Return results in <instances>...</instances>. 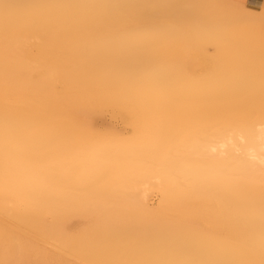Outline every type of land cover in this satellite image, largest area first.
<instances>
[{
  "label": "snow or ice",
  "instance_id": "1",
  "mask_svg": "<svg viewBox=\"0 0 264 264\" xmlns=\"http://www.w3.org/2000/svg\"><path fill=\"white\" fill-rule=\"evenodd\" d=\"M205 7L168 0L0 4L5 40L0 264H66L51 258L59 250L46 248L45 234L31 224L33 217L45 214L52 219L54 231L66 234V226L55 219L66 201L40 208L16 194L22 170L31 161L22 155L23 146H35L38 155L51 157L50 167H66L68 181L91 191L78 205L85 213L102 210L110 195L128 193L127 180L117 184L109 171L74 158L75 146L89 141L101 149L93 159L103 158L104 149L119 146L126 149L124 162L132 173L160 177L156 181L159 206L136 202L123 211L152 218L171 213L177 202L199 206L210 200L214 223L209 227L214 226L213 235L223 241L206 247L166 237L147 245L106 248L101 253L105 258L72 264H264V29L259 58L249 59L237 81L241 99L230 101L207 126L177 129L165 116L176 85L198 78L195 64L202 45L227 46L235 32L234 24L197 11ZM236 7L246 13L243 5ZM62 26L92 29L100 58L115 72L102 78L55 81L61 100L56 121L39 113L13 114L8 107L10 56L24 55L27 49H9L10 29L43 36ZM257 90L258 107L250 102ZM113 106L125 110V131L97 128L87 119L91 110ZM256 120L261 124L258 147L252 137ZM28 170L38 175L35 167ZM255 185L258 192L253 190Z\"/></svg>",
  "mask_w": 264,
  "mask_h": 264
},
{
  "label": "bare ground",
  "instance_id": "2",
  "mask_svg": "<svg viewBox=\"0 0 264 264\" xmlns=\"http://www.w3.org/2000/svg\"><path fill=\"white\" fill-rule=\"evenodd\" d=\"M103 2H125V0H0V4L9 3L14 5ZM168 2L186 5H205L207 7L198 9L197 11L235 25V32L228 37L230 40L229 45L226 46L223 43L217 42H208L202 45L205 50L209 51V49H212L213 52L211 56L215 61V69L213 71H207L208 73H206V71L203 74L201 73L195 80L178 83L176 85V91L168 105V110L165 113L166 119L177 129L207 126L229 107L230 101L241 99L237 84L240 73L251 57H256L258 59L261 53L262 29H264V18H262L261 14H264V5L253 7L247 5L244 1L239 2L237 0H225L224 2H220V0H168ZM238 4L244 6L246 13L240 11V9L236 7ZM209 26L214 27L215 25ZM8 47L9 49H14L16 47L27 49L24 55L10 56L8 107L10 112L20 117L39 113L45 119L56 121L59 117L61 100L53 87L55 81L60 79L69 80L70 77L73 79L75 76L85 78L89 73L91 74V78L89 77L90 74L87 76L89 79L102 78L111 76L115 72L114 68L108 67L109 64L105 63L100 58L99 49L97 47V36L95 32L87 26L55 27L48 30L43 36H38L36 32H17L15 28L12 27L9 32ZM223 58H226L228 61L223 63L221 60ZM66 64L70 65V70H68L69 73L66 72V68L64 71H61L67 73V75H72L75 72L74 67L76 66L78 68H76V72L81 74H73L74 77H72L73 75H69L67 78V75L63 73L66 76L62 75V77H59L60 72L57 71L58 69L55 68V66H66ZM71 64H73L72 67ZM40 69L43 73L37 78H34V75H36V73L38 75ZM84 74L85 76H81ZM4 75V23L2 15H0V124H2L3 121L5 107ZM84 78H82V80H85ZM255 97H259L258 90L254 98ZM242 102L247 103L249 101L243 100ZM257 103H260V101ZM257 103H255V105ZM258 106L259 105H257V107ZM103 108L95 110L99 111L101 109L102 111ZM110 108L112 107H109L108 110L106 107L108 112ZM113 108L123 115L126 114L125 110L121 107L114 106ZM95 110H92V113L89 112L88 114H94L93 112H95ZM99 112H96V114H99ZM104 112L105 110L103 113ZM88 118L89 117H87V119ZM89 120L94 123V120L92 121L91 118ZM121 122L123 121L121 120ZM260 127V121H254L252 126V137L257 147L259 144ZM106 129L112 128L108 127ZM89 142H85L88 147L84 144L86 148L82 145L84 149L81 147V150L80 146H75L73 152L74 158L87 165L109 171L116 178L117 184L127 180L125 186L128 189V193L125 195L108 196L102 210L89 213L95 214L98 218V222L94 226V231L92 232L90 240L87 241L84 246L80 245L78 247L82 255H86L88 259L105 258L101 253L104 251L103 248L106 249V247H104L106 244H103L104 246L101 245L102 248L93 247L90 241H92L95 236L102 237L108 235L113 236L112 238L115 240L118 238L117 236L121 239V234L124 232L122 229L123 227L115 229L117 225H112L118 217L126 219L129 224L131 223V230H133L132 226L134 227L135 224H137V227H140V224L148 227L146 230L144 229L143 232H145L146 235L148 233L154 234L152 240L155 239V242L166 237H178L187 241L189 244L205 246L207 236H216L213 235V233L217 231L216 228L215 231L212 229L207 230L193 221H190L189 224H179L176 218L177 215H175L176 206H180L183 210H186V214L189 216L188 218H208L213 225V217L209 213L214 207V204L210 200L199 206H193L188 201L177 202L171 213L152 218L138 217L123 211V209L133 207L136 202H142L153 206L152 198L156 194L159 196V202L157 203V206H159L161 202V192L156 181L160 179V177L156 173H132L124 162L126 149L119 146L106 148L104 149L103 158L93 159L94 152L100 151L101 149L100 146L95 143L91 144L92 142ZM90 144L92 146H90ZM21 152L24 157H30L31 161L30 164L26 165L22 170L21 187L16 194L33 201L40 208H47L54 201L64 199L66 201L65 207L57 213L55 218L57 222L63 223L64 225L68 221V218L73 219L74 216H76L75 218L86 217L87 213L83 212L78 205L81 201L88 199L92 195L91 191L86 186H75L74 182L68 181L66 179L68 175L66 167H50L51 157L38 155L35 146H23ZM30 167H35L38 170V175L33 176L31 171L28 170ZM253 190L258 192V185L253 186ZM0 205H2V194H0ZM3 223V216L0 215V228L3 227ZM132 223L134 224L132 225ZM31 224L38 232L45 234L43 242H47V240L51 238H63L68 236L67 228L66 234L54 231L52 228V219L45 214L33 217L31 219ZM147 230L148 232H146ZM140 232H142V230ZM133 234L135 235V233ZM138 235L141 236L140 233ZM149 235L148 237L151 236ZM104 238L107 240L106 237ZM132 238L130 239L132 240ZM141 238L143 239V237H140V239H133V241L140 242L139 240H141ZM101 239L106 243L105 239ZM97 241L100 245L101 242L99 241L101 240L97 239ZM149 241H147V243ZM213 241H215L214 243L216 246L223 241V237L215 238ZM113 242L115 247V241L113 240ZM95 243L97 242L93 244ZM134 244L132 246L128 243L127 246V244L125 245L124 243L121 247H129V245L130 247L137 246V244ZM139 244H145V242H140ZM99 245L97 244V246ZM112 246L113 245H111V247ZM69 263H72V261H69Z\"/></svg>",
  "mask_w": 264,
  "mask_h": 264
},
{
  "label": "rangeland",
  "instance_id": "3",
  "mask_svg": "<svg viewBox=\"0 0 264 264\" xmlns=\"http://www.w3.org/2000/svg\"><path fill=\"white\" fill-rule=\"evenodd\" d=\"M225 0H220V2H224ZM228 1V0H227ZM235 1V0H234ZM212 49H209V51L208 50H205L204 49V47H201V49H200V52H199V54H198V58H197V63L195 64V68L198 70V73H199V75L202 73H204L205 71H206V73H208L209 71H213L214 69H215V61L213 60V58H212V56H211V54H212ZM222 60V62L223 63H226L228 60L226 59V58H223V59H221ZM72 65L73 64H71V67H72ZM102 65V64H101ZM104 65V64H103ZM61 66H63V67H61ZM75 66V65H74ZM73 66V67H74ZM78 66V65H77ZM52 67H54V66H52ZM51 67V68H52ZM68 67V68H67ZM79 67V66H78ZM108 67H111V68H113V66H111V65H109ZM55 68H57L56 70L58 71V72H60L59 73V77H62V75H67V73H69V71L68 70H70L69 68H70V65L69 64H66V66L65 65H58V66H55ZM65 68H66V72L67 73H65V72H63L64 70H65ZM76 66L74 67V73L73 74H75V75H79V74H81V73H78V72H76ZM50 69V68H49ZM54 69V68H53ZM73 69V68H72ZM78 69V68H77ZM60 70V71H59ZM61 70H63V71H61ZM80 70V69H79ZM79 70H77V71H79ZM208 71V72H207ZM71 72V71H70ZM72 72H73V70H72ZM71 72V73H72ZM40 73V74H39ZM39 73H38V75H37V73H36V75H34V78H37L39 75H41L42 73H43V71H41V69H40V71H39ZM63 73H65V74H63ZM78 73V74H77ZM72 74V75H73ZM88 74V73H87ZM90 74V73H89ZM88 74V75H89ZM65 75V76H66ZM70 75V74H69ZM69 75H67V78L69 77ZM72 75H70V76H72ZM88 75H86L85 76V74L84 75H81V76H85V78L84 77H81V78H79L78 76H75L74 77V75L72 76V77H74L73 79H81L82 80V78H84L85 80L86 79H89V77L91 76V74L89 75V77H87ZM66 78V77H65ZM91 78V77H90ZM72 78L70 77L69 78V80H71ZM72 79V80H73ZM260 101V99H259V97H255V98H253L250 102L251 103H253V104H255V103H257V102H259ZM257 105H259V103H257L256 104V106ZM114 107V106H113ZM110 108V111L108 112V110H109V107H107V109H106V107H102L103 109H102V111H101V109L99 110V111H97L99 108H97V110H95V112H93L94 114H88V116L87 117H89L88 119H92V121L94 120V125L95 126H97V127H99V128H102V129H106V128H112V129H117V130H122V131H125L126 130V125H127V120H126V114L125 115H123L122 113H120L119 111L117 112L114 108ZM116 107V106H115ZM114 109V110H113ZM105 110V112L103 113V111ZM96 112L98 113L99 112V114H96ZM90 113H92V110L90 111ZM116 113V114H115ZM105 114V115H104ZM104 115V116H103ZM103 116V117H102ZM114 116V117H113ZM97 118H98V121H97ZM119 119V120H118ZM121 120L123 121V122H121ZM123 123V124H122ZM123 125H125V126H123ZM114 126V127H113ZM118 127V128H117ZM120 128V129H119ZM87 143V142H86ZM86 143H83V144H81V145H77V147H79L80 146V150H81V147H82V149H84L83 148V146H85V145H87ZM90 143V142H89ZM85 144V145H84ZM91 144H94V142H92ZM90 144V146H92ZM83 145V146H82ZM97 145V144H96ZM87 147H88V145H87ZM85 148H86V146H85ZM159 202V196L156 194V195H154L153 196V198H152V203H153V206H157V203ZM175 215H177L176 216V218H177V220H178V222H179V224H189L190 223V221H193V222H196L198 225H201L203 228H205V229H207V230H214L215 231V227H209L210 225H212V223L210 222V220L208 219V218H204V217H200V218H196V217H191V218H188L189 216L186 214V210H183L180 206H176V209H175ZM74 216V215H73ZM72 216V217H73ZM76 216H74V218L72 219V218H70L71 219V221H70V219L68 218L67 220V222H68V225H67V222H66V224L65 225H67L66 226V228H67V233H68V236L67 237H63V238H58V237H56V238H51V239H49V240H47V242H43V245L46 247V248H49V249H53V250H59L57 253H56V255H54L53 257H51V258H53V259H58V260H61V261H64V262H66V264H72V263H69V261H79V260H81V259H88V257L86 256V255H82V253L81 252H79V250H78V247L80 246V245H85V243L87 242V241H89L90 240V238H91V235H92V232L94 231V226H95V224L98 222V218H97V216L95 215V214H89V213H87V215H86V217H78V218H75ZM69 221H70V223H69ZM114 223V224H113ZM112 223V225L114 226V225H117L116 227H115V229L116 228H118V229H120L121 227H123L122 229L124 230V232L121 234V237L123 238V240H122V238L120 239V237L119 236H117L118 238L116 239V240H118V241H116L114 238H112L113 236H102V237H98V236H95L93 239H92V241H90V242H92L91 244L93 245V247H101V245H103L104 247H106V248H108V247H111V245H113L112 247H114V242H113V240L115 241V247H118V246H123L122 244H124L125 243V245L127 244V246H128V243L129 244H131L132 246H133V244L135 243V244H137V246H139L140 244V242L141 243H144L145 242V244H141V245H146V244H151V243H154L155 242V239L154 240H152V238L154 237L153 235L154 234H152V233H148L147 235L145 234V232H143L144 231V229L146 230L148 227H145V226H143L142 224H140V227H137L136 225L137 224H135L134 225V227L132 226V229L134 230H131V223L129 224L128 223V221L126 220V219H123V218H121V217H118V218H116L115 219V221ZM134 223H132V225H133ZM143 227V228H142ZM145 227V228H144ZM127 228V229H126ZM129 228V229H128ZM139 228H142V229H139ZM125 230H127V231H125ZM138 232V230H139V232L137 233L136 231ZM142 230V232H140ZM146 232H148V230L146 231ZM133 233H135V235L133 234ZM140 233V235L141 236H139L138 234ZM128 234V235H127ZM151 236H150V235ZM131 235V236H130ZM148 235L150 236V237H148ZM124 236V237H123ZM128 236V237H127ZM135 236V237H134ZM137 236V237H136ZM139 236V237H138ZM153 236V237H152ZM104 237H106L107 238V240L104 238ZM133 237V238H132ZM140 237H143V239L141 238V240H139L140 242H138V241H136V242H134L133 241V239L134 240H137V239H140ZM145 237V238H144ZM147 237V238H146ZM206 237V236H205ZM211 237H214V238H211ZM220 236H207L206 238H207V240H206V243H205V246H208V247H210V246H215V241H213V239H217V238H219ZM101 238H103V239H105L106 240V243H105V241L103 242L102 241V239ZM130 238H132V240L130 239ZM150 238H151V240H150ZM97 239H99V240H101V241H99V242H101L100 243V245H99V243H98V241H97ZM94 240V241H93ZM108 240H110V241H108ZM112 240V241H111ZM121 242H124V243H121ZM126 240V241H125ZM150 240V241H149ZM143 241V242H142ZM147 241H149L148 243H147ZM94 242H97V243H95V244H93ZM109 242H111V243H109ZM119 242H120V244H119ZM117 243H118V246H117ZM97 244L99 245V246H97ZM108 244H110V245H108ZM134 244V245H135ZM96 245V246H95ZM127 246H125V247H127ZM129 247H130V245H129ZM102 248V247H101ZM122 248V247H121ZM124 248V247H123ZM103 250H105L104 248H103Z\"/></svg>",
  "mask_w": 264,
  "mask_h": 264
},
{
  "label": "crops",
  "instance_id": "4",
  "mask_svg": "<svg viewBox=\"0 0 264 264\" xmlns=\"http://www.w3.org/2000/svg\"><path fill=\"white\" fill-rule=\"evenodd\" d=\"M239 2H245L249 6L258 7L264 5V0H237Z\"/></svg>",
  "mask_w": 264,
  "mask_h": 264
}]
</instances>
